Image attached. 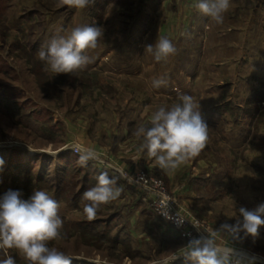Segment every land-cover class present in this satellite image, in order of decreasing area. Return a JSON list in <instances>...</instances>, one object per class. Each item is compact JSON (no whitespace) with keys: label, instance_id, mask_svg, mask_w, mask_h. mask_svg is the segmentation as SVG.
Here are the masks:
<instances>
[{"label":"rangeland","instance_id":"374dc122","mask_svg":"<svg viewBox=\"0 0 264 264\" xmlns=\"http://www.w3.org/2000/svg\"><path fill=\"white\" fill-rule=\"evenodd\" d=\"M105 1L79 10L58 7L57 0H0V195L20 190L27 199L42 189L56 199L66 238L50 246L73 257L72 264H192L183 257L182 235L166 243L125 203L102 205L95 220L85 218L82 195L96 184L98 165L81 167L73 144L95 148L121 169L133 162L129 171L163 176L178 196L187 184L190 209L210 229L234 224L239 207L264 202V0H231L222 25L193 8L187 22L171 27L163 14L157 18L130 0L122 15L105 22ZM83 25L105 30L88 53L93 63L75 75L47 70L41 47ZM160 36L177 49L167 62L145 53ZM154 78L167 85L153 88ZM179 93L200 104L209 142L177 172L189 175L187 183L170 188L161 169L140 161L143 152H129L140 144L137 127L158 107L178 103ZM232 243L264 262V226L255 241ZM9 254L26 264L15 250Z\"/></svg>","mask_w":264,"mask_h":264},{"label":"clouds","instance_id":"9594fccd","mask_svg":"<svg viewBox=\"0 0 264 264\" xmlns=\"http://www.w3.org/2000/svg\"><path fill=\"white\" fill-rule=\"evenodd\" d=\"M95 0H57V6L85 9ZM231 0H197L194 8L216 25L224 23ZM104 28L95 25L76 26L65 35L53 38L47 47H41L39 59L47 70L55 75H75L84 71L94 58L88 55L104 38ZM145 53L152 54L156 62H167L177 53L174 43L160 36L154 44L145 46ZM163 78L152 80L153 88L166 86ZM179 102L160 106L152 112L147 124H141L134 132L140 141L141 152L153 160L165 174H174L182 165L198 157L209 142V126L200 111V104L191 95L179 93ZM78 152L77 163L87 167L90 161L103 164L98 151L74 143ZM55 155V154H53ZM4 161L0 158V167ZM105 167H111L106 165ZM115 171H120L115 169ZM96 184L82 195L83 214L88 221L97 218L102 205L116 201L123 189L117 186V178L102 171L95 177ZM60 203L45 190H33L25 199L22 191L8 189L0 195V264H17L9 254L15 250L26 264H72L73 257L65 254L50 242L66 238L63 220L59 215ZM168 209V203L165 204ZM166 219H172L168 211H161ZM235 223H222L219 228L208 229L206 236L192 238L184 246L183 257L192 264H257L259 257L238 251L232 242L251 237L259 238L264 226V202L254 209L239 207ZM179 214L178 225L184 223ZM198 231L199 223L192 224ZM178 256H173L172 260Z\"/></svg>","mask_w":264,"mask_h":264},{"label":"crops","instance_id":"0c3cea01","mask_svg":"<svg viewBox=\"0 0 264 264\" xmlns=\"http://www.w3.org/2000/svg\"><path fill=\"white\" fill-rule=\"evenodd\" d=\"M130 1L131 3H134L135 1H139L137 3L139 5H142L144 9L147 10L146 12H152V14H154L156 17L161 16L163 14L164 19L166 21L165 26H168V27L174 26V23L176 22H181V21L187 22L190 14H192L193 12H196L194 11L193 8H194L195 3L197 2V0H130ZM104 4L106 6V11H107L106 12L107 19H105V22H106L110 20L109 18L113 15L114 16L112 18H115V17L117 18V16L122 15L123 13L122 6L126 4V2L125 0H106ZM120 7H121V11H120ZM73 138L75 140H79L82 137L80 135H75ZM112 146L115 147V145H112ZM139 148H140V144L139 146L135 144L132 148H130L131 152L129 153H132V154L137 153V151H139ZM143 153L145 155L143 154L140 161L145 160L146 166L148 165L150 167L157 168L155 162L147 158L146 152H143ZM141 154L142 153L140 154L137 153L136 155L141 156ZM127 157L129 158L130 156H125V158ZM131 164H133V162L123 163L122 167L124 169L123 168L122 169L130 172L129 170H130V167L132 166ZM97 165L99 168L101 167L102 169H105L107 171L111 169L110 167H105L106 166L105 163L97 164ZM185 165H182L180 168L183 167L182 168L183 170ZM180 168L177 169L174 174H170V175L166 174L170 188H173L174 186H176L177 183H180V181H184L187 183V181L189 180L188 174L186 175L183 174L181 176L179 175V177L177 176V172L180 170ZM114 172H115V175L116 174L120 175V178L112 174L110 175L111 172L109 173V176L116 177L117 186L123 189L121 196L115 201L116 203L114 202L115 205L118 204V207L121 208V206H123V203H125L127 205L125 207L127 209H131V211L134 214L139 216V218H141V220H143V222L145 223V226L151 225L150 227L153 233H157L158 235L165 237V239H167L166 243H168L169 241L172 243L175 242V240L179 238V232L175 230L172 226L165 225L162 222V220H160L161 222L158 221L160 218L155 216V209H153L154 207L152 206V204H151L152 207L149 205L151 201L148 199L147 195L143 193L141 190L135 188L132 184H130L129 180L126 179L121 173L117 171H114ZM194 175L195 174H192V179L190 180L195 179L193 177ZM186 186L185 188L184 187L181 188L182 190H180L179 196L178 195L177 196L180 198V200L184 204L190 207V205L193 204L192 202L193 197L190 196L191 191H189V186H187V188ZM261 263L264 264L262 260H261Z\"/></svg>","mask_w":264,"mask_h":264},{"label":"built area","instance_id":"2783aa9c","mask_svg":"<svg viewBox=\"0 0 264 264\" xmlns=\"http://www.w3.org/2000/svg\"><path fill=\"white\" fill-rule=\"evenodd\" d=\"M103 162L105 165H110V168L114 171L115 169H119L120 171L117 172L121 173L126 179H128L130 184H132L135 188L145 193L148 199L151 201V204L154 207L157 215L166 223L175 228L188 242L192 238H199L200 236L207 235L205 231L210 229V227L207 226L203 219L197 217L192 212L190 207L184 204L176 194L171 193L168 190L166 180L163 176L154 175L146 168H136L133 171L128 172L116 165H112L111 163L105 161ZM166 203H168V209L165 207ZM161 211H168L172 219H166L165 216L160 213ZM178 214L185 219L182 225H178L176 223ZM197 222L199 223L200 227L199 231L192 225ZM234 247L236 249L238 248L237 246ZM237 250L248 254L242 249ZM257 264L262 263L257 261Z\"/></svg>","mask_w":264,"mask_h":264},{"label":"trees","instance_id":"16d2710c","mask_svg":"<svg viewBox=\"0 0 264 264\" xmlns=\"http://www.w3.org/2000/svg\"><path fill=\"white\" fill-rule=\"evenodd\" d=\"M76 156H77L76 158H78V155H76ZM71 157H72V156H71ZM96 171H98V172H99V174H100L102 171H107V170H105V169H102V168H98V167H97ZM108 173H110V172L108 171ZM110 175H111V173H110ZM115 176H117V177H119V178H120V175H118V174H116Z\"/></svg>","mask_w":264,"mask_h":264}]
</instances>
